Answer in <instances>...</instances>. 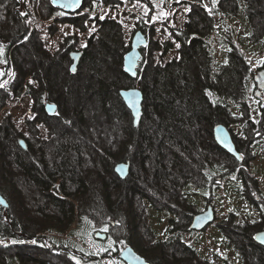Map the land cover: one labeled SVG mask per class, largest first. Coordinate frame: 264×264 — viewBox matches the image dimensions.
<instances>
[{"label": "trees", "instance_id": "16d2710c", "mask_svg": "<svg viewBox=\"0 0 264 264\" xmlns=\"http://www.w3.org/2000/svg\"><path fill=\"white\" fill-rule=\"evenodd\" d=\"M8 2L0 0V30L5 33L0 46L2 43L8 54L19 44L14 50V62L26 75V61L41 65V60L47 59L41 56L36 44L23 42L28 34L24 25L23 33L16 34L13 21H8L6 16L10 12ZM261 2L255 0L257 4ZM254 8L252 16L258 13V7ZM209 11L216 12L214 8ZM197 13L199 10L193 15L189 30H175L177 40L182 43L180 59L163 67L150 66L143 74L140 83L145 96L144 115L138 128L133 126L119 92L136 87L143 62L136 80L124 73L122 63L130 47L124 48L117 31L101 38L100 56L90 48L84 50L79 70L86 66L98 81L96 85L84 87L85 91L94 87L102 108L113 119L115 115L124 116L128 123L125 139L105 144L103 148L97 145L96 150L93 141L97 142L98 136L92 126L86 130L81 143L70 142L65 134L56 142L29 138L23 149L20 145L23 135L9 123L0 124V194L9 204L5 208L0 203V241L11 244L0 243V264H77V261L98 264L100 259L83 251L73 237L57 234L70 229L71 234L96 242L98 232L94 231L108 227L111 216L119 223L126 222L132 235L139 229L138 236L150 249L144 257L150 264H264V249L247 235L252 229L244 232L249 238L247 245H242L241 238L233 237L232 233L224 238L234 250L232 258L236 263L230 256L208 255L201 250L195 241L199 234L190 230L193 211L206 203L204 198L218 193L219 174L230 173L226 166L230 156L215 143L214 128L232 124L233 107L247 111V100L255 84V73L244 47L233 43L219 62L208 42L210 36L201 37ZM14 15L18 21V12L14 11ZM112 25L108 22L103 28L111 30ZM261 48L264 50V42ZM170 49L171 44H166V50ZM115 54L118 56L114 57ZM111 58L120 65L118 70H113ZM102 59L109 60L106 63L110 64L109 68ZM59 62L63 64L61 58ZM39 84L38 89L30 87L29 93L35 100V110L44 112L51 88L42 82ZM133 135L141 137L138 146ZM130 148L136 151L137 158L133 155L132 162L126 159L131 174L123 181L116 176L114 168L122 162L120 157L126 149L132 153ZM92 149L96 151L94 157ZM194 186L198 189L188 206L177 205L192 196H187L186 191ZM122 197H126L125 205ZM122 205L121 211L118 206ZM103 208L114 213L98 220L99 210ZM159 215L160 221L165 222L164 217L168 221L161 222L159 233H154L157 231L153 229V222ZM74 221L76 228L72 229ZM62 222H67L65 229L60 227ZM185 233L193 237L188 239ZM123 239H115L114 248L108 249L103 257L117 264L120 251L126 245ZM135 241L134 237L130 239V245L136 249Z\"/></svg>", "mask_w": 264, "mask_h": 264}, {"label": "rangeland", "instance_id": "374dc122", "mask_svg": "<svg viewBox=\"0 0 264 264\" xmlns=\"http://www.w3.org/2000/svg\"><path fill=\"white\" fill-rule=\"evenodd\" d=\"M8 1L9 4L7 3V6L9 7L7 9L10 12L9 15L6 13V16L8 17V21H13L14 24L12 25L14 30H17L16 34L21 35L23 33L22 26L24 25L25 33L28 34L24 37L23 42H29L32 45L36 44L41 50V56L47 60L51 59L50 62L41 60V65H35L26 61L24 66H26L27 74L24 75L16 67L14 62V50L19 44L6 54V48L1 43L0 79L4 78V80L0 84H4V87L0 88V124L9 123L12 125L16 131L23 135L21 140L27 141L29 138H33L39 141L56 142L66 134L65 137L70 142L81 143L83 141L82 138L86 135V130L91 129L92 126L95 128L98 136L97 142L93 141V147L96 150L97 145L98 148H103L105 144H115L121 139L126 138L125 131L128 129V123L125 122L124 116L119 117L115 115L113 119L102 108L96 97L95 88L93 87L89 91H85L84 87L98 83L87 67L83 66L81 71L78 68V71L74 74L71 72L73 65L70 56L71 52H84V50L90 48L96 55L100 56L102 47L99 41L101 38H105L110 31L113 33L117 31L120 34L124 48L131 46L132 39L138 30L144 31L148 40V46L143 52L141 78L136 83V87L140 88V81L147 68L150 66L151 68L157 66L163 67L174 60L180 59L182 43L177 40L175 30H189L188 26L194 18L193 15L196 10H199L197 14L200 15V17L195 16V18H198L197 24L201 37L210 36L208 42H210L211 48L219 62L223 61L232 44L237 43L238 45H242L247 51V58L251 62L252 72L256 73L264 66V50L262 48L260 49L261 44L264 42V0H262L261 4H257L253 0L250 5L243 0H230L234 3L236 12H233L237 16H234L231 11L221 5V7L219 6V11L213 17L207 16L208 13L204 11L203 6L199 2H188V0H110L109 2H107L108 0H86L85 9L75 15L67 14L53 8L51 0ZM237 4H240V6L236 7ZM254 6L258 7V13L252 16V12L255 10ZM185 9H189V11H185ZM14 11L18 12V21L15 20ZM53 11L56 12L55 15L47 19ZM58 11L61 14L57 13ZM101 16L104 18L100 19ZM108 22L113 23L111 30L103 28V25ZM1 38H5V33H0ZM168 43L171 44L169 51L166 50V44ZM177 44L180 47H177ZM64 55H67V57L65 56L64 58ZM20 57H22L21 53ZM60 58L63 64L59 62ZM102 60L105 61L104 66L106 68H109L110 64H113V70L120 68V65L113 58H111L112 61L109 65H106L109 60ZM71 75H76L78 78ZM35 76L37 77L35 78ZM90 80H92V83H90ZM41 82L47 88H51L49 89L51 95L50 102L57 106V112L54 115H49L46 109L44 112H37L35 110V100L29 93V88L33 87L34 89H38L40 86L39 83ZM246 105L248 107H246L247 111L245 110L242 113L238 110L239 106H236L233 107V113L239 115V122L246 126L248 124L247 120H252L253 123L249 122L250 124L247 128V139L250 140L252 139L251 135L254 122L258 125L263 124L264 127V116L253 93L249 95ZM224 125L229 130L232 128L231 125L226 123ZM113 134L115 137H111ZM242 134L244 135V133ZM133 138V141L137 142L136 146H138L141 137L133 135ZM260 140L261 142L256 143L252 149L256 158L249 161V167L248 163H245L243 167L244 171L247 169L246 171H249L252 176L257 178L258 185L248 177L243 195V191L242 193L237 192L242 187L241 180H236L237 177L230 174L228 178L222 181L223 187L217 189L218 193L213 196L214 199L211 202L208 200L207 203L201 205L199 207L200 210L195 211L193 208L191 209L194 210V215L205 211L209 205H213L217 210V224L214 223L204 232H195L199 234L195 239L199 243L197 245L201 250L207 252L208 255L217 253L224 257L230 256L231 261H235L236 263V259L232 258L234 256V250L229 248V241L225 243L224 238L232 233L234 235L233 237L241 238L240 243L242 245H247L249 238L245 237L244 232L252 224H257L258 227L255 229L253 227L247 235L252 236L250 233L264 230V221L256 208L257 202H259L260 212L264 216V133ZM91 153L94 154V157L96 151L92 149ZM250 153L251 149L248 152L249 158L252 156ZM133 155L134 158H137L136 151L132 150L131 153V151L128 152L126 149L125 154L122 153L120 160L127 163L126 159L129 158L132 162L131 157ZM122 162L117 163L115 168ZM137 169L138 164L136 165ZM116 176L118 177L117 174ZM197 189V186H194L192 189L188 188L186 191L188 193L187 196H192L186 198L184 202L182 201L176 204L179 206H188L187 203L193 200V194H196ZM259 191H261L262 195L260 199L258 198ZM227 192H229L228 195L226 194ZM260 200L263 202L260 203ZM125 201L126 197H122L121 202L124 204ZM118 207H121V211L123 210V205ZM99 212L101 215L98 220H105L107 216L109 217L112 215L111 213H114L108 208H103ZM254 215L256 216L255 219H253ZM109 218L107 222L109 225L105 228L107 229L106 231L104 229L94 232H110L112 239L124 238V243L128 247H132L130 245V239L134 237L137 240L135 241L137 250L134 249L143 257L149 254L150 249L148 245L143 241L141 236H138L139 229H136L132 235V231H130L126 222L122 223L120 221L121 223H119V220L114 217L112 218V216ZM159 218H161V215L153 222V229L157 231L154 233H159L161 222L166 224L168 221L165 217V222L160 221ZM76 223L74 221L72 229L76 228ZM246 225L250 226L246 229L243 228ZM66 226L67 222L60 224L62 229H65ZM238 226L240 228H237ZM217 227H220L221 231L218 232ZM71 233V230L68 229L63 232H58L57 236L73 237L76 241L78 240L77 242L80 248L88 253L85 237ZM185 237L190 239L193 236L185 233ZM96 242L97 248L100 250L104 249L105 252L115 246L113 240L109 242L108 240L101 241L96 239ZM0 243L4 246L11 245L8 241H0ZM110 243L111 247H109ZM126 245L123 247L126 248ZM53 257H56V255H53ZM99 259L98 264H108L105 259ZM111 264L114 263L111 261ZM117 264L124 263L120 260Z\"/></svg>", "mask_w": 264, "mask_h": 264}, {"label": "water", "instance_id": "95a60500", "mask_svg": "<svg viewBox=\"0 0 264 264\" xmlns=\"http://www.w3.org/2000/svg\"><path fill=\"white\" fill-rule=\"evenodd\" d=\"M67 2L68 0H51V5L53 8L61 10L67 14L75 15L83 10L86 0H81V5L79 7H66L65 4ZM147 46L148 40L144 34V31L138 30L135 33L131 42V46L123 59V71L132 80H136L139 77V68L143 60V52ZM82 57L83 52L81 51L71 52V60L73 61L71 72L73 74L78 71ZM132 60H135V64L132 65V71H134L136 75H132V71L126 70ZM73 67H75L74 72L72 71ZM254 81L257 85V91L259 95H262L264 91V67L255 73ZM119 95L132 116L133 126L138 128L141 125L144 115L145 96L142 89L140 87L122 89L120 90ZM45 109L49 115H54L57 112V106L51 102L46 105ZM214 140L215 143L227 154L242 160L241 155L236 149L231 132L226 125L219 124L214 128ZM20 145L23 149H26L25 140H20ZM115 173L121 180H126L131 174L130 164L125 162L118 164L115 168ZM0 203L5 208L9 207L7 200L1 194ZM216 221V210L213 205H209L205 211L194 216L190 230L194 232H204ZM96 239L105 241L107 239V234L98 232L96 233ZM255 241L264 249V231H260L255 235ZM120 259L125 264H150L146 258L141 256L134 248L130 246L126 247L120 252Z\"/></svg>", "mask_w": 264, "mask_h": 264}, {"label": "flooded vegetation", "instance_id": "af4514ba", "mask_svg": "<svg viewBox=\"0 0 264 264\" xmlns=\"http://www.w3.org/2000/svg\"><path fill=\"white\" fill-rule=\"evenodd\" d=\"M110 0H108L107 2H109ZM192 2L191 0H188V2ZM245 3H247V4H251L252 2V0H243ZM196 2V1H195ZM197 2H199L203 7V9H204V11L206 12V13H208V15L207 16H209V17H213L214 15H215V13H217L218 11H219V8L221 7V5L223 6V7H225L227 10H229V11H231V13L234 15V16H237L236 14H235V12H233L234 11V5H233V2H231L230 0H199V1H197ZM193 5H194V3H193ZM195 5H197V3H195ZM220 6V7H219ZM240 6V4H238L236 7H239ZM85 7H86V2H85V4H84V8H83V10L85 9ZM215 9L216 10V12L215 13H213L212 11H209V10H212V9ZM231 14V15H232ZM70 56H71V54H70ZM264 67V66H263ZM262 69V68H261ZM259 93H258V91H257V85L256 84H254V92H253V96H254V98L256 99V101H257V104H258V106L260 107V109H261V111H263V116H264V91H263V93H262V95H259ZM50 101H48L47 103H46V105L49 103ZM46 105H45V108H46ZM249 106V105H248ZM249 108H250V106H249ZM240 112H244L243 111V109L241 110V109H238ZM237 110V111H238ZM234 115H235V113H234ZM233 115V116H234ZM242 116V115H241ZM235 117V119L233 120V122H232V124H231V129H230V132H231V135H232V138H233V141H234V143H235V145H236V149H237V151H238V153L241 155V157H242V160H239L238 158H236V157H234V156H231V155H229L230 156V159L227 161L228 163H226V166H227V168L229 169V171H230V173H226L225 175H221V174H219V177H218V179L220 180V182H219V184L218 185H220V189L223 187V185H222V181H224V179H226V178H228L229 177V175L230 174H233V175H235L236 177H237V179L236 180H238L239 181V179L241 180L240 182H241V184H242V187L241 188H239L238 189V191L237 192H239V193H242V191H243V195H244V193H245V184H246V180H247V178L249 177L250 178V180H253L257 185H258V180H257V178H255L254 176H252L250 173H249V171H246L247 169H245V171H244V164L245 163H248V167H249V164H250V162L249 161H251V160H253V159H255L256 158V156H254V154H253V151H252V149H253V146L256 144V143H259V142H261V138H262V134L264 133V127H263V124H260V125H262V126H260V125H258V124H256L255 122H254V124H253V130H252V139H250V140H248L247 139V135H248V131H247V128H248V125L250 124L249 122H252V120H247V126L246 125H244V124H241L240 122H239V115H235L234 116ZM239 118V119H238ZM253 123V122H252ZM242 133H244V135L242 134ZM26 147H27V143H26ZM251 149V153H250V155H252L251 156V158H249V156H248V152H249V150ZM223 150V149H222ZM220 163H222L223 164V162H220ZM243 169V170H242ZM232 175V176H233ZM231 176V177H232ZM258 189H259V187H258ZM260 190V189H259ZM213 196L214 195H212L211 197H209L208 199H206V198H204L205 199V202L207 203L208 202V200H210L209 202H211L214 198H213ZM260 197L262 198V195H261V191H259V199H260ZM261 202H263L262 200H260V203ZM264 203V202H263ZM252 205L253 206H255V204L254 203H252ZM259 202H257V211L259 212V215L262 217V219H263V221H264V216H263V214H262V212H260V209H259ZM215 208V207H214ZM215 210H216V208H215ZM261 213V214H260ZM216 215H217V210H216ZM232 216H234V215H232ZM235 217V216H234ZM256 218V216L254 215L253 216V219H255ZM192 223V222H191ZM217 224V223H216ZM263 225H264V222H263ZM262 225V226H263ZM191 226V225H190ZM248 226H250V225H246V226H244L243 228H247ZM254 227V229L255 228H257L258 227V225L257 224H252L251 225V227H249V229L248 230H250V229H252ZM237 228H240V226H238ZM217 229L218 230H220L221 231V228L220 227H217ZM262 231H264V230H262ZM258 232H260V231H254L253 233H250V234H252V238H251V240L252 241H254L255 243H256V241H255V235L258 233ZM107 234V239L105 240V241H109V242H112V240H113V242H115L114 240L115 239H112V235H111V233L110 232H108V233H106ZM257 244V243H256ZM122 251V250H121ZM120 251V252H121Z\"/></svg>", "mask_w": 264, "mask_h": 264}, {"label": "snow or ice", "instance_id": "6c2138e0", "mask_svg": "<svg viewBox=\"0 0 264 264\" xmlns=\"http://www.w3.org/2000/svg\"><path fill=\"white\" fill-rule=\"evenodd\" d=\"M81 5V0H68V2L65 4L66 7H79ZM185 11H189V9H185ZM104 17L101 16L100 19H103ZM94 30V29H93ZM67 35V34H65ZM82 46H86V45H82ZM177 47H180L179 44L176 45ZM135 64V60H132L129 67L126 69L127 71H132V65ZM72 71H75V67H73ZM132 75H136V73L134 71H132ZM31 83V81H30ZM4 84H0V88H3ZM107 229H105L106 231ZM109 247H111V243L109 244ZM106 250V249H105ZM77 264H79V261H77Z\"/></svg>", "mask_w": 264, "mask_h": 264}, {"label": "built area", "instance_id": "2783aa9c", "mask_svg": "<svg viewBox=\"0 0 264 264\" xmlns=\"http://www.w3.org/2000/svg\"><path fill=\"white\" fill-rule=\"evenodd\" d=\"M86 249L88 250V252L97 256H101V254L103 253V250L97 248L96 244L91 239L86 240Z\"/></svg>", "mask_w": 264, "mask_h": 264}]
</instances>
